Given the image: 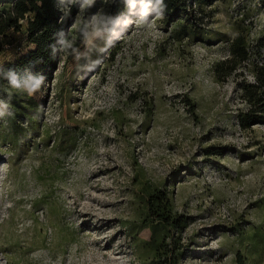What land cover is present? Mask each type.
<instances>
[{
    "label": "rangeland",
    "instance_id": "1",
    "mask_svg": "<svg viewBox=\"0 0 264 264\" xmlns=\"http://www.w3.org/2000/svg\"><path fill=\"white\" fill-rule=\"evenodd\" d=\"M93 2L59 0L76 10L54 65L6 88L0 264H157L143 220L154 187L187 217L169 232L177 264H264V119H237L242 85L264 66L259 0H215L167 23L140 4L113 26ZM17 23L0 34V68L35 47ZM238 38L246 58L229 73Z\"/></svg>",
    "mask_w": 264,
    "mask_h": 264
},
{
    "label": "trees",
    "instance_id": "2",
    "mask_svg": "<svg viewBox=\"0 0 264 264\" xmlns=\"http://www.w3.org/2000/svg\"><path fill=\"white\" fill-rule=\"evenodd\" d=\"M215 0H94L87 9L96 10L102 8L108 13V21L111 26L114 23L127 19L135 7L144 6L148 11L158 10L163 14L165 23L177 22L183 17L193 16V8L201 10ZM264 10V0H259ZM59 0H14L11 7L3 5L1 9L5 13L0 15V34L6 29L19 28V19H26L28 41L35 47L19 56L14 62H9L0 68V108H4L9 102L6 88L11 86L14 77L19 84H38L46 77L58 55V47H62L61 37L67 36L65 30L76 10V4H71L67 11L59 9ZM201 12V11H200ZM29 15H32L30 17ZM60 15L62 17H60ZM62 18L61 20H59ZM231 59L226 62L227 71L234 70L237 61L246 58L244 47L240 39H236L231 45ZM231 64V67H230ZM256 83H245L242 85L243 98L249 107L245 112L237 115L239 124L247 127L258 123L264 117L259 112L264 111V66L255 73ZM17 105V104H16ZM20 105V103H18ZM17 110V108H16ZM12 116V115H11ZM13 122L14 120L11 119ZM18 122L14 123L17 125ZM146 201V215L144 223L147 222L152 230V240L155 243V257L157 264H177L182 255L181 245L170 230L182 231L187 224V217L178 215L171 210L170 201L166 191L154 187L144 188ZM146 224V223H145ZM123 226V225H122ZM163 234L158 235L159 231ZM177 233V234H178Z\"/></svg>",
    "mask_w": 264,
    "mask_h": 264
},
{
    "label": "clouds",
    "instance_id": "3",
    "mask_svg": "<svg viewBox=\"0 0 264 264\" xmlns=\"http://www.w3.org/2000/svg\"><path fill=\"white\" fill-rule=\"evenodd\" d=\"M11 84L13 85V87H16V88L20 87L19 82L14 77L11 79Z\"/></svg>",
    "mask_w": 264,
    "mask_h": 264
}]
</instances>
